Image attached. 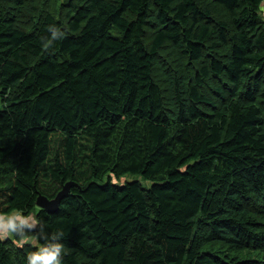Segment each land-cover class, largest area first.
Masks as SVG:
<instances>
[{"label":"trees","instance_id":"1","mask_svg":"<svg viewBox=\"0 0 264 264\" xmlns=\"http://www.w3.org/2000/svg\"><path fill=\"white\" fill-rule=\"evenodd\" d=\"M263 8L0 0V216L63 231L62 264H264Z\"/></svg>","mask_w":264,"mask_h":264},{"label":"clouds","instance_id":"2","mask_svg":"<svg viewBox=\"0 0 264 264\" xmlns=\"http://www.w3.org/2000/svg\"><path fill=\"white\" fill-rule=\"evenodd\" d=\"M49 43L54 40L63 39L65 33L56 25H49ZM39 226V227H37ZM36 228L35 235L44 243L35 250L31 251L26 257V264H62L65 246L62 243L64 232H46L43 224L32 214L22 215L16 211L8 216H0V235H16L20 237L18 243L21 245L30 240L29 235ZM25 229H28L26 232Z\"/></svg>","mask_w":264,"mask_h":264},{"label":"water","instance_id":"3","mask_svg":"<svg viewBox=\"0 0 264 264\" xmlns=\"http://www.w3.org/2000/svg\"><path fill=\"white\" fill-rule=\"evenodd\" d=\"M73 184L71 182H68L62 190L56 195L54 199H47L44 196H39L36 200V206L40 209H45L48 211H55L58 208V204L60 200L67 195L69 192V187L72 186Z\"/></svg>","mask_w":264,"mask_h":264},{"label":"rangeland","instance_id":"4","mask_svg":"<svg viewBox=\"0 0 264 264\" xmlns=\"http://www.w3.org/2000/svg\"><path fill=\"white\" fill-rule=\"evenodd\" d=\"M262 13H263V15H264V8H263V12H262ZM1 107H2V104H1V101H0V109H1ZM126 179H127V180H131L132 178L129 177V176H127ZM138 180H139V178H138ZM124 181H125V178L121 179V182H124ZM141 182H142V184H143L144 186H146V187L150 185V183H148V182H143V181H141ZM32 215H35V214H32ZM6 237H7V236H2V235H1V238H2V239H6Z\"/></svg>","mask_w":264,"mask_h":264}]
</instances>
